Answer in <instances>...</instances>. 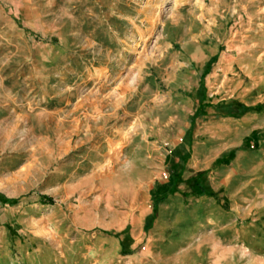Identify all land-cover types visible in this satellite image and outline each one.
<instances>
[{"label":"rangeland","instance_id":"rangeland-1","mask_svg":"<svg viewBox=\"0 0 264 264\" xmlns=\"http://www.w3.org/2000/svg\"><path fill=\"white\" fill-rule=\"evenodd\" d=\"M262 197L264 0H0V264H264Z\"/></svg>","mask_w":264,"mask_h":264},{"label":"crops","instance_id":"crops-1","mask_svg":"<svg viewBox=\"0 0 264 264\" xmlns=\"http://www.w3.org/2000/svg\"><path fill=\"white\" fill-rule=\"evenodd\" d=\"M88 122H89V120L87 121V124H88ZM244 123H248V120H244L243 122H238V123L234 124V125H236V128L234 130L235 134L233 135L236 138V140L234 139L235 141L231 142L232 141L231 137H227V138L225 137V139H222L221 141H219L217 143V147H216L215 152L211 153L212 151H206L204 153V156L206 157V159L203 160L204 161L203 163H206V160L208 162L209 155L213 154V155H215V157H217L220 153H224L228 149H230L233 145H235V143H237V141H240V131H241L240 129L245 128L244 126H242V125H244ZM224 133H222V134H224ZM248 135L249 134H246L244 137H247ZM200 163H202L201 162V156L198 155V152H196V154L194 152L192 159H191L192 166L200 165ZM242 187L243 186H238V189H242ZM200 189L202 190L201 192L203 193L204 192L203 188H200ZM172 190L173 189H171L169 192L171 193ZM236 191H238V190H236ZM169 192L162 199H160L159 196H155L156 200H158V203H160L163 199H165V197L169 194ZM244 200H245V202L247 201L246 203L249 204V202H248L249 199H244ZM6 201H8V200L0 198V206H2ZM39 202L44 204L43 202H46L45 198L42 200L39 199ZM158 203L156 205H158ZM194 204L197 207V214L198 215H202L201 212L205 211V214H203V217L200 218V220H202L203 223L205 222V225H207V226L210 225L208 227L213 228L214 231H220V229H222V227L226 228L225 226H227L228 227L227 230L230 232L231 227H232L230 225L237 218V214H234L232 212H225L223 209H221L218 206L216 201L213 199H207L206 200L204 197H201L197 201H195ZM256 204L258 206V209H260L261 212H264V197H262V199H260V200H257ZM208 223H210V224H208ZM200 227H202V224ZM200 229L201 230H199V232H203L204 228H200ZM259 229L264 230V228H259ZM205 230H208V229L205 227ZM210 232H213V231H210ZM222 232H227V231L222 230Z\"/></svg>","mask_w":264,"mask_h":264},{"label":"trees","instance_id":"trees-1","mask_svg":"<svg viewBox=\"0 0 264 264\" xmlns=\"http://www.w3.org/2000/svg\"><path fill=\"white\" fill-rule=\"evenodd\" d=\"M171 190L170 186L168 184H158V186H156L153 190V194L154 196H159L160 199H162L169 191ZM47 201H50V199L48 200V198H46ZM158 203V200H156L155 205Z\"/></svg>","mask_w":264,"mask_h":264}]
</instances>
